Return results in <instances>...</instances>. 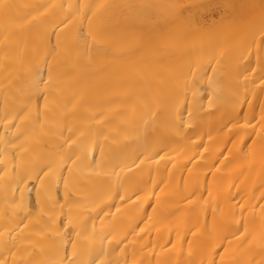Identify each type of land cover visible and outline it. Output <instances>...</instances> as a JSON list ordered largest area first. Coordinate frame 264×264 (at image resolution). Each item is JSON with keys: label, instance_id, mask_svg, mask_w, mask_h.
Returning a JSON list of instances; mask_svg holds the SVG:
<instances>
[{"label": "bare ground", "instance_id": "bare-ground-1", "mask_svg": "<svg viewBox=\"0 0 264 264\" xmlns=\"http://www.w3.org/2000/svg\"><path fill=\"white\" fill-rule=\"evenodd\" d=\"M0 264H264V0H0Z\"/></svg>", "mask_w": 264, "mask_h": 264}]
</instances>
